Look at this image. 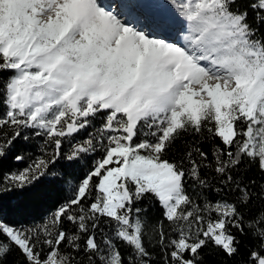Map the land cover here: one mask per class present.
Wrapping results in <instances>:
<instances>
[{"label":"snow or ice","instance_id":"obj_1","mask_svg":"<svg viewBox=\"0 0 264 264\" xmlns=\"http://www.w3.org/2000/svg\"><path fill=\"white\" fill-rule=\"evenodd\" d=\"M20 141L0 194H71L0 219V264H264V0H0V160Z\"/></svg>","mask_w":264,"mask_h":264},{"label":"trees","instance_id":"obj_2","mask_svg":"<svg viewBox=\"0 0 264 264\" xmlns=\"http://www.w3.org/2000/svg\"><path fill=\"white\" fill-rule=\"evenodd\" d=\"M118 2V0H116ZM204 149L208 150V145H204ZM36 152V142L20 141L15 148L9 152L8 156L0 160V174L13 171L17 168H22L25 163H17L14 159L15 155L25 152ZM64 162L61 161V164ZM90 163V161H89ZM85 162L81 161L68 169L73 176L83 175L86 170L84 167ZM60 166H57L59 173ZM247 177H255L259 179L257 169L253 167L247 172ZM47 180H56L55 184L43 183L32 191H25L22 194L8 193L0 194V219L5 220L16 225L24 224L30 225L39 223L44 217L53 212L65 199L71 194L70 189L67 187L65 181L60 179V175L53 177L49 175ZM208 250L205 249V252ZM9 264H15L18 259L15 255L10 256ZM206 264H218L219 258L215 256H206Z\"/></svg>","mask_w":264,"mask_h":264},{"label":"rangeland","instance_id":"obj_3","mask_svg":"<svg viewBox=\"0 0 264 264\" xmlns=\"http://www.w3.org/2000/svg\"><path fill=\"white\" fill-rule=\"evenodd\" d=\"M104 3L107 6H110V7H113V8L116 6V3H114V0H104Z\"/></svg>","mask_w":264,"mask_h":264}]
</instances>
